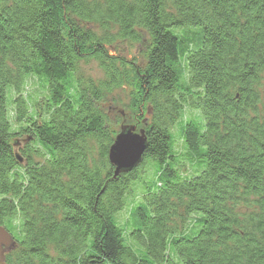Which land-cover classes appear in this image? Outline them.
Masks as SVG:
<instances>
[{
    "label": "trees",
    "instance_id": "16d2710c",
    "mask_svg": "<svg viewBox=\"0 0 264 264\" xmlns=\"http://www.w3.org/2000/svg\"><path fill=\"white\" fill-rule=\"evenodd\" d=\"M125 88L146 147L114 177ZM0 228V264H264V0H0Z\"/></svg>",
    "mask_w": 264,
    "mask_h": 264
},
{
    "label": "rangeland",
    "instance_id": "374dc122",
    "mask_svg": "<svg viewBox=\"0 0 264 264\" xmlns=\"http://www.w3.org/2000/svg\"><path fill=\"white\" fill-rule=\"evenodd\" d=\"M115 54L121 55L122 57L130 60L132 58L136 59V62H142L141 51L137 48H129L128 46H123L117 44L115 46ZM113 49V50H114ZM132 57V58H131ZM80 70L84 76H90L93 79L100 77V74L94 63L82 64L80 65ZM36 85L33 82H29L25 93H34ZM131 93V88H125L124 91L114 94V96L108 97L101 105V109L106 116L107 127L113 133V138L119 133L120 128L123 126H132L135 128L137 133L142 129L140 124V118L147 119L148 116L144 113L146 105L136 106L130 103L129 95ZM14 151L19 154V150L26 143L24 138L17 139L14 141ZM120 221L125 218V214L121 213L118 216Z\"/></svg>",
    "mask_w": 264,
    "mask_h": 264
},
{
    "label": "water",
    "instance_id": "95a60500",
    "mask_svg": "<svg viewBox=\"0 0 264 264\" xmlns=\"http://www.w3.org/2000/svg\"><path fill=\"white\" fill-rule=\"evenodd\" d=\"M145 147L146 138L143 130L136 133L132 126L121 127L108 150V161L114 167V177L134 169L141 162ZM13 246L14 242L10 235L0 228V263L3 262V254Z\"/></svg>",
    "mask_w": 264,
    "mask_h": 264
}]
</instances>
